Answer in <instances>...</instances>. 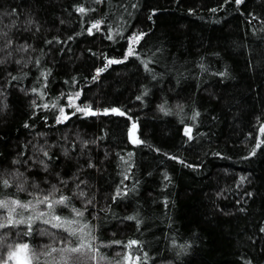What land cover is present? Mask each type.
<instances>
[{"label":"trees","instance_id":"obj_1","mask_svg":"<svg viewBox=\"0 0 264 264\" xmlns=\"http://www.w3.org/2000/svg\"><path fill=\"white\" fill-rule=\"evenodd\" d=\"M262 129L264 0H0V202L78 221L21 209L0 264H264Z\"/></svg>","mask_w":264,"mask_h":264},{"label":"rangeland","instance_id":"obj_2","mask_svg":"<svg viewBox=\"0 0 264 264\" xmlns=\"http://www.w3.org/2000/svg\"><path fill=\"white\" fill-rule=\"evenodd\" d=\"M68 117L66 115L63 116V119L66 120ZM130 141L133 144H139V138H138V130L137 127L133 126L130 131ZM16 202V201H15ZM22 204L16 202L13 203V201L7 202V207H4L5 210H7L11 216V220H24V218H18L17 216L20 214V210H26L33 213L34 216H37L41 218L42 220L51 218L50 216L53 214L52 209L53 207L49 208L47 203H34V204H27L26 207H21ZM44 205V207L42 206ZM41 213H44V216H40ZM54 220V219H53ZM53 223H58L57 221H53ZM80 237L83 236V232L79 231ZM66 249V248H65ZM63 250V249H62ZM54 251L53 254L49 255V259L52 260L51 263L55 264L59 260L67 261L65 258H68L67 255L71 254L74 256L73 258L76 259V261H80L82 263L87 264H108L106 261H103L100 257L98 252L93 250L91 247H87L86 245H83L81 247V251L77 253H72L70 251ZM16 255L12 259H8L7 263L5 264H35L36 260L38 259V256L33 254L30 249L28 250H16ZM75 254H78L76 256ZM58 255V256H57ZM64 257V258H63ZM48 258V256H47ZM130 261V260H129ZM127 261V264H130V262Z\"/></svg>","mask_w":264,"mask_h":264},{"label":"snow or ice","instance_id":"obj_3","mask_svg":"<svg viewBox=\"0 0 264 264\" xmlns=\"http://www.w3.org/2000/svg\"><path fill=\"white\" fill-rule=\"evenodd\" d=\"M242 2V0H236V3L237 4H239V3H241ZM78 11H80V12H84L85 11V9L83 8V7H81V8H79L78 9ZM213 11H215V9H213ZM92 27L93 28H98L99 27V22H97L96 24H93L92 25ZM140 37H133V40L135 41V40H138ZM10 44H11V42L9 41L8 42V46H10ZM132 54V50L131 49H129V52H128V55H131ZM121 61H116V60H110L108 63L109 64H112V63H120ZM104 69H98L97 70V73L99 74V72H101V71H103ZM139 99V98H138ZM78 110H80V111H85L87 114H91V115H95L96 113H94V112H91L90 111V109H78ZM111 111H113V112H118L119 110H117V109H112ZM61 112H62V110H61ZM107 112H108V110H105V114H107ZM63 114V113H62ZM120 114H122V113H120ZM58 122H60L59 121V118H58ZM262 131H264V129H262ZM260 145L259 144H257V147H259ZM44 155H46L47 156V153L45 152L44 153ZM41 163H43L42 161H41ZM91 166V165H90ZM45 169H47V165H45ZM243 179V178H242ZM3 183L5 184V185H7V181L5 180V181H3ZM81 195H83V193H81ZM117 195H119V192L117 193ZM66 199L67 198H61L59 201H54L53 203H55V204H63V203H65V201H66ZM48 200H49V198L46 196L45 198H44V200H42V201H38V203H47L48 204V207L49 208H52L53 207V203H49L48 202ZM13 203H16L15 201H13ZM0 207H7V203L6 202H0ZM21 207H26V205H21ZM74 211H76V215L77 216H83V213L82 212H79L78 210H74ZM45 214L44 213H41L40 214V216L42 217V216H44ZM39 218V217H38ZM29 219H31V218H29ZM53 219L55 220V221H57L58 223H52L50 220H47V219H45V220H43V223H45V224H49V223H51V226L53 227V228H64L65 229V231H67L68 233H69V235H76V229H74L73 227H72V225L74 224V223H78V221H74V220H61V217L60 216H54L53 217ZM28 224V229H29V231L28 232H26L25 233V235H30L31 234V231H32V224L31 223H29L28 221H26V220H16V221H13V220H11V219H8V221H7V223H0V228H4V227H8V226H15V225H17V224ZM65 225H67V227H65ZM84 228H86L87 227V225H84L83 226ZM80 231H83V229H80ZM261 231L262 232H264V228H262L261 229ZM0 243H2V241H0ZM137 242L136 241H131L130 243H129V245H128V247H131L132 245H135ZM81 247H83V245L81 246ZM81 247H72V248H66V249H63L62 251H70V252H72V253H77V252H80L81 251ZM89 248H90V245H89ZM21 249H23V250H28L29 249V245L28 244H18V245H16V250H21ZM52 251H57V249H52ZM16 255V251L14 250V251H12V252H10L9 253V259H12L14 256ZM128 259H130V257H128ZM137 260H139V257H137L136 258Z\"/></svg>","mask_w":264,"mask_h":264},{"label":"water","instance_id":"obj_4","mask_svg":"<svg viewBox=\"0 0 264 264\" xmlns=\"http://www.w3.org/2000/svg\"><path fill=\"white\" fill-rule=\"evenodd\" d=\"M90 115V114H89Z\"/></svg>","mask_w":264,"mask_h":264}]
</instances>
